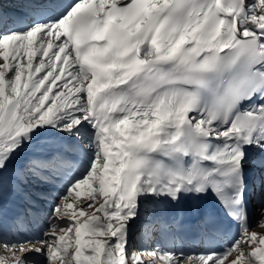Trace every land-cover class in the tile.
Wrapping results in <instances>:
<instances>
[{
    "label": "snow or ice",
    "instance_id": "snow-or-ice-1",
    "mask_svg": "<svg viewBox=\"0 0 264 264\" xmlns=\"http://www.w3.org/2000/svg\"><path fill=\"white\" fill-rule=\"evenodd\" d=\"M253 203L264 224V0H0V227L51 208L0 264H264ZM145 221L209 245L137 250Z\"/></svg>",
    "mask_w": 264,
    "mask_h": 264
},
{
    "label": "rangeland",
    "instance_id": "rangeland-1",
    "mask_svg": "<svg viewBox=\"0 0 264 264\" xmlns=\"http://www.w3.org/2000/svg\"><path fill=\"white\" fill-rule=\"evenodd\" d=\"M57 191H63V187L57 189ZM86 198H87L86 191H82L80 200L77 203L79 204L80 202H83L84 200H86ZM50 211L51 208L49 206L44 207L43 209L44 214L41 216L38 224L35 221H27L25 223H15L14 221H12L13 220L12 218L13 216H12L5 226L0 227V244H2L4 239H7L10 242L28 240L30 241V244L28 246H31L32 244H36L37 246H39L36 237L37 236L42 237L43 232L45 230L48 231L51 230L48 227V218H47V213ZM10 214L16 215V209L14 207L10 209L9 216ZM82 219L83 217H81V220ZM260 219H261L260 214L257 211L253 218L252 226L250 228L251 231H256L257 233H261L260 224L258 223ZM160 231L161 230H153V228L150 225L140 226V228L132 236V243L136 246L137 250L155 248L158 245L163 247L161 244ZM177 242L178 240H175L173 243H177ZM171 247L173 246H170L168 248ZM69 250L71 251V249ZM2 253H3V249L2 247H0V254ZM29 259H39V258L35 257L34 255H30Z\"/></svg>",
    "mask_w": 264,
    "mask_h": 264
},
{
    "label": "bare ground",
    "instance_id": "bare-ground-1",
    "mask_svg": "<svg viewBox=\"0 0 264 264\" xmlns=\"http://www.w3.org/2000/svg\"><path fill=\"white\" fill-rule=\"evenodd\" d=\"M35 63V62H34ZM113 151H115V149L113 150ZM258 212H259V210H258ZM11 217H12V214H10V216H9V219H8V221L11 219ZM11 223V222H10ZM146 226V225H148V222L147 221H145V223L143 224V225H141V226ZM149 226V225H148ZM260 232L261 233H264V224H260ZM227 243H229V242H227ZM202 248H204V247H201L200 249H202Z\"/></svg>",
    "mask_w": 264,
    "mask_h": 264
}]
</instances>
